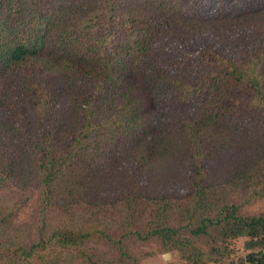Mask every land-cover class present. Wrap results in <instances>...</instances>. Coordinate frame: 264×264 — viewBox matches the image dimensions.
I'll return each instance as SVG.
<instances>
[{"label": "trees", "instance_id": "16d2710c", "mask_svg": "<svg viewBox=\"0 0 264 264\" xmlns=\"http://www.w3.org/2000/svg\"><path fill=\"white\" fill-rule=\"evenodd\" d=\"M262 198L264 0H0V264H264Z\"/></svg>", "mask_w": 264, "mask_h": 264}, {"label": "rangeland", "instance_id": "374dc122", "mask_svg": "<svg viewBox=\"0 0 264 264\" xmlns=\"http://www.w3.org/2000/svg\"><path fill=\"white\" fill-rule=\"evenodd\" d=\"M232 7L240 0H225ZM216 181L223 187V193H230L231 196L233 189L236 187L232 184V180L225 176H217ZM106 194L113 191V183L105 185ZM176 192L178 199H183L186 196L185 189H180ZM236 199L237 196H234ZM246 213H255L264 210V198L258 199L253 203L243 207ZM31 210H26L21 218L24 220L31 219ZM147 217L144 212L143 218ZM32 221V219H31ZM248 240L246 237H237L228 243L225 249L220 253H212L209 247L202 241H192L182 250L172 249L165 250L156 240L135 241L132 243V251L139 259V264H233L243 259L245 254L249 251L245 242ZM103 247V246H99ZM167 254V257H164ZM36 262V261H35ZM35 264H38L36 262ZM58 264H70L64 260L59 259Z\"/></svg>", "mask_w": 264, "mask_h": 264}, {"label": "water", "instance_id": "95a60500", "mask_svg": "<svg viewBox=\"0 0 264 264\" xmlns=\"http://www.w3.org/2000/svg\"><path fill=\"white\" fill-rule=\"evenodd\" d=\"M164 257H167V254H164Z\"/></svg>", "mask_w": 264, "mask_h": 264}]
</instances>
